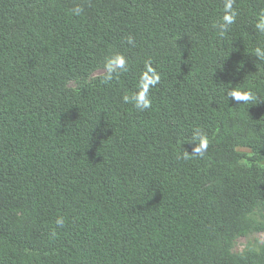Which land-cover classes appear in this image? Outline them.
I'll return each mask as SVG.
<instances>
[{
    "label": "trees",
    "instance_id": "16d2710c",
    "mask_svg": "<svg viewBox=\"0 0 264 264\" xmlns=\"http://www.w3.org/2000/svg\"><path fill=\"white\" fill-rule=\"evenodd\" d=\"M226 3L0 0V264H264L229 250L264 207V163L238 152L264 159V0H233L222 33ZM146 62L160 82L141 111L123 97Z\"/></svg>",
    "mask_w": 264,
    "mask_h": 264
},
{
    "label": "clouds",
    "instance_id": "9594fccd",
    "mask_svg": "<svg viewBox=\"0 0 264 264\" xmlns=\"http://www.w3.org/2000/svg\"><path fill=\"white\" fill-rule=\"evenodd\" d=\"M74 16H81L83 13V8L80 6L74 7L72 10ZM237 17V12L233 9V0H227L224 9V15L222 17V22L218 23L216 27L223 33L227 31L228 27L234 23ZM256 28L264 33V15L259 19V22L256 24ZM127 43L134 46V40L131 36L127 38ZM255 55L258 59H264V49L256 48ZM105 67L107 70L106 80H111L114 75H118L121 72L127 71V60L123 55L117 54L110 58H107L105 61ZM146 72L141 77L139 90L129 96L125 95L123 100L125 103H134L135 107L143 111L152 107V100L150 96V89L155 87L160 82L159 74L156 73L150 63L145 64ZM145 76L148 78L145 79ZM227 98H231L237 102H252L257 99L255 94L251 90L241 91L237 88L231 90H226ZM193 142V153L194 154H203L208 145V137L201 130L197 129L192 136ZM55 224L58 228H62L65 224V218L63 216L57 217ZM55 235V232H53Z\"/></svg>",
    "mask_w": 264,
    "mask_h": 264
},
{
    "label": "rangeland",
    "instance_id": "374dc122",
    "mask_svg": "<svg viewBox=\"0 0 264 264\" xmlns=\"http://www.w3.org/2000/svg\"><path fill=\"white\" fill-rule=\"evenodd\" d=\"M103 72L102 70L97 71L90 78L100 76ZM82 84H84L83 81H78L72 82L70 86L78 88ZM238 152L242 155L239 167H248L255 162H259L260 164L264 163V159L256 160L254 152L247 147L238 148ZM248 217L254 222L252 228L245 234L237 236L229 244V250L234 255H244L249 252L258 253L264 247V207L256 208Z\"/></svg>",
    "mask_w": 264,
    "mask_h": 264
}]
</instances>
